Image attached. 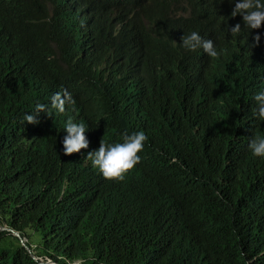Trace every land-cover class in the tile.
<instances>
[{
    "label": "trees",
    "instance_id": "obj_1",
    "mask_svg": "<svg viewBox=\"0 0 264 264\" xmlns=\"http://www.w3.org/2000/svg\"><path fill=\"white\" fill-rule=\"evenodd\" d=\"M234 7L0 0V264H264V157L249 148L264 138V26ZM192 31L217 57L182 45ZM65 89L60 113L51 99ZM69 118L89 147L65 155ZM140 131L122 181L86 160L102 138Z\"/></svg>",
    "mask_w": 264,
    "mask_h": 264
},
{
    "label": "clouds",
    "instance_id": "obj_2",
    "mask_svg": "<svg viewBox=\"0 0 264 264\" xmlns=\"http://www.w3.org/2000/svg\"><path fill=\"white\" fill-rule=\"evenodd\" d=\"M230 2L235 4L231 15L233 17L242 16L246 28L255 30L264 26V0H230ZM229 31L232 35H236L241 31V25L237 23L234 27L229 28ZM260 39L259 34L254 37L256 45H259ZM182 40V45L186 49L195 51L202 48L210 57L215 58L218 55L213 41L202 38L196 31L186 34ZM253 99L256 102L253 115L264 120V91L255 94ZM70 103H72V97L66 89L63 94L57 93L51 99L52 108L57 109L60 113H64L66 104ZM45 109V105L38 104L35 114H27L25 120L29 124H38L37 117L41 112H45ZM64 131L67 133L63 139L65 155L79 153L82 149L89 147V141L85 135L86 128L83 123H75L69 118ZM146 140L147 136L143 131L133 132L131 135L125 134L123 143L108 144L102 138L99 149L88 153L86 160L91 161L93 167L98 168L106 179L122 181L125 174L140 162L138 153L143 150ZM249 148L254 156L264 157V138L251 137Z\"/></svg>",
    "mask_w": 264,
    "mask_h": 264
},
{
    "label": "water",
    "instance_id": "obj_3",
    "mask_svg": "<svg viewBox=\"0 0 264 264\" xmlns=\"http://www.w3.org/2000/svg\"><path fill=\"white\" fill-rule=\"evenodd\" d=\"M0 229H1V230H9V228H7V227H5V226H0ZM12 232H13L15 235H17V236L20 237L22 244H23L24 246L27 247V249L29 250V252L32 254V256H33L35 259H38V258L35 256V254L32 252L31 248L27 246V244H26V240H27V238L22 237L18 231H14V230H12ZM47 264H58V263H56V262H54V261H52V260H48V261H47Z\"/></svg>",
    "mask_w": 264,
    "mask_h": 264
}]
</instances>
